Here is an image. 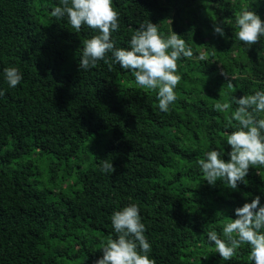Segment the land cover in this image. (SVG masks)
I'll return each mask as SVG.
<instances>
[{"label":"trees","instance_id":"1","mask_svg":"<svg viewBox=\"0 0 264 264\" xmlns=\"http://www.w3.org/2000/svg\"><path fill=\"white\" fill-rule=\"evenodd\" d=\"M58 4L0 0V264H94L115 235L112 213L129 203L155 264H252L248 245L225 261L206 234L223 238L237 207L257 196L264 205V166L250 167L247 184L233 190L219 179L209 185L198 160L210 148L229 159L236 106L214 105L264 91V37L248 46L235 36L242 7L264 21V0H113L116 47L149 20L193 50L177 61L182 79L167 113L156 91L118 64L79 70L81 41L96 33L52 17ZM9 66L23 77L14 88L3 74ZM102 160L115 172H102Z\"/></svg>","mask_w":264,"mask_h":264},{"label":"clouds","instance_id":"2","mask_svg":"<svg viewBox=\"0 0 264 264\" xmlns=\"http://www.w3.org/2000/svg\"><path fill=\"white\" fill-rule=\"evenodd\" d=\"M50 15L66 20L76 33L84 26L96 33L81 41L79 70L96 68L98 62L103 61L111 71L113 64H118L121 69L131 72L141 88L156 91L159 109L165 113L169 111L170 105L177 100L174 90L182 79L177 74V61L193 57L192 48L180 35L171 30L165 38L160 34L158 24L147 20L132 31L127 47H116L112 33L119 30L120 14L113 7V0H59ZM221 24H213L214 33L227 38ZM235 27L238 29L236 38L248 46L258 44L264 37V21L251 5L242 7L236 14ZM3 74L13 88L23 79L20 69L14 66L4 68ZM228 87L234 88V85L229 83ZM233 104L236 107L231 119L237 126L226 133V144L231 149L229 159L221 158V150L210 148L203 152L198 165L209 185L219 179L236 190L239 183L247 184L245 177L250 167L264 166V91L258 90L239 99L232 96L230 102L216 103L214 108L224 112ZM101 171L113 173L115 168L112 162L102 160ZM234 211L236 218H228L223 225V238L213 230L207 232V240L215 245L216 253L225 261L231 260L242 245H248V259L252 264H264V205L260 204V197ZM111 224L115 235L103 240L100 249L103 255L94 264H155V260L149 258L151 245L136 204L129 203L114 211Z\"/></svg>","mask_w":264,"mask_h":264},{"label":"rangeland","instance_id":"3","mask_svg":"<svg viewBox=\"0 0 264 264\" xmlns=\"http://www.w3.org/2000/svg\"><path fill=\"white\" fill-rule=\"evenodd\" d=\"M101 139H102V141H101V142H99V144H103V138L101 137ZM90 148H91V147H90ZM90 148H89V149H90ZM41 168H42V167H41Z\"/></svg>","mask_w":264,"mask_h":264}]
</instances>
